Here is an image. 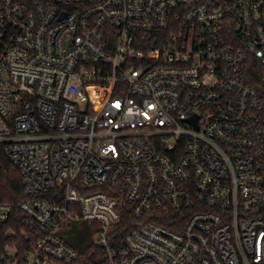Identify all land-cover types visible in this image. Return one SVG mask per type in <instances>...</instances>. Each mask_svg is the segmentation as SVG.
<instances>
[{
	"label": "built area",
	"instance_id": "built-area-1",
	"mask_svg": "<svg viewBox=\"0 0 264 264\" xmlns=\"http://www.w3.org/2000/svg\"><path fill=\"white\" fill-rule=\"evenodd\" d=\"M262 87L264 0H0V264H264Z\"/></svg>",
	"mask_w": 264,
	"mask_h": 264
},
{
	"label": "trees",
	"instance_id": "trees-1",
	"mask_svg": "<svg viewBox=\"0 0 264 264\" xmlns=\"http://www.w3.org/2000/svg\"><path fill=\"white\" fill-rule=\"evenodd\" d=\"M261 100L264 107V88L260 91ZM48 198V196H47ZM22 176L18 167L9 159L4 152V147L0 144V203L11 205L13 213L9 221L0 230V248L4 243L14 244L12 240L22 239V232L27 228V217L20 210V204L24 200ZM13 230L15 236H8ZM90 235L94 237V227L89 225ZM67 242L73 246L81 255L77 264H102L104 254L96 244L88 243L86 238L81 235L69 232L66 237Z\"/></svg>",
	"mask_w": 264,
	"mask_h": 264
},
{
	"label": "rangeland",
	"instance_id": "rangeland-1",
	"mask_svg": "<svg viewBox=\"0 0 264 264\" xmlns=\"http://www.w3.org/2000/svg\"><path fill=\"white\" fill-rule=\"evenodd\" d=\"M65 229H67L69 232L71 231V233H75L86 238L88 243H96L95 237L90 235L89 224L87 222L82 221L78 223H73L71 221H66Z\"/></svg>",
	"mask_w": 264,
	"mask_h": 264
}]
</instances>
